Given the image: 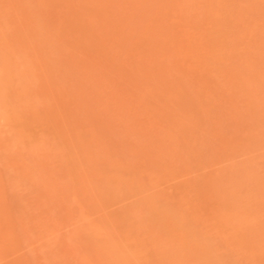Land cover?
<instances>
[{
  "label": "rangeland",
  "instance_id": "374dc122",
  "mask_svg": "<svg viewBox=\"0 0 264 264\" xmlns=\"http://www.w3.org/2000/svg\"><path fill=\"white\" fill-rule=\"evenodd\" d=\"M0 264H264V0H0Z\"/></svg>",
  "mask_w": 264,
  "mask_h": 264
}]
</instances>
